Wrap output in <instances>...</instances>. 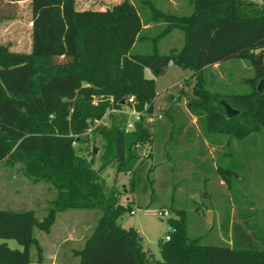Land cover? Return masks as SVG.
I'll return each instance as SVG.
<instances>
[{"label":"trees","instance_id":"1","mask_svg":"<svg viewBox=\"0 0 264 264\" xmlns=\"http://www.w3.org/2000/svg\"><path fill=\"white\" fill-rule=\"evenodd\" d=\"M5 1L27 0H0V22L12 18L1 13ZM28 1L30 53L12 52L0 43V167L20 164L30 179L51 182L57 195L41 220L34 210L0 209V239L16 240L22 247L0 244V264H32L33 247L38 251L36 264H43L35 230L49 234L58 214L68 209L102 212L83 249L76 252L79 264H264V230L251 224L253 205L243 211L232 193V231L238 230L239 240L233 234L231 246L205 244L202 237L189 235L184 218H174L169 220L174 228L170 239L159 241L162 259L157 260L144 249L136 229L119 225L118 220L133 211V202L120 203L118 190H107L103 177L109 166H116L130 174L133 191L146 174L156 171L164 175L162 184H173L174 174L185 171L177 164L179 148H173L174 157L159 159L157 142L160 135L168 141L178 131L177 141L186 139L188 152L195 156L182 159L196 167L188 197L197 192V185H207L212 171L231 189L237 172L225 144L264 132V89L258 91L264 57L255 54L264 49V6L249 0H190L192 13L181 16L150 3L144 16L130 1L107 10L84 11L76 8V0ZM161 25L165 27L155 35L153 50L134 53L139 42L149 39L147 33ZM177 30L183 34V47L160 53V40ZM231 60L251 64L253 76L245 80L250 90L212 92L204 78L206 69ZM170 65L193 72L197 79L193 96L184 98L181 84L166 94L157 91L156 79ZM130 98L137 101L138 110L147 107L148 113L156 112L162 119L148 124L143 117L127 131L129 116L117 111L124 110ZM186 103L191 111L184 110ZM226 104L238 115L229 118ZM190 114L197 117L199 130L193 128L184 138L177 122ZM106 116L109 124H101ZM98 138L103 153L96 170L91 143ZM154 159L157 164L151 167ZM171 160L177 169L169 168L166 162ZM237 212L242 226L236 225Z\"/></svg>","mask_w":264,"mask_h":264},{"label":"rangeland","instance_id":"2","mask_svg":"<svg viewBox=\"0 0 264 264\" xmlns=\"http://www.w3.org/2000/svg\"><path fill=\"white\" fill-rule=\"evenodd\" d=\"M123 1L137 3L144 16L150 11V3L172 14L182 16L192 13L190 0H76V8L80 11L107 10ZM249 1L264 6V0ZM1 13L12 18L0 22V43L7 46L12 52L30 53L32 28L30 1L18 3L5 1L2 3ZM164 27L165 25H161V28L160 26L154 27L155 30L147 33L149 39L139 42L133 48V52L152 51L153 39ZM183 43V34L177 30L160 40L158 49L160 53L165 54L173 49L180 50ZM255 54L264 55V49L255 51ZM192 75L193 72L190 70L170 65L168 71L156 79L157 91L166 94L168 89L181 84L185 92L184 98L193 96L197 79L192 78ZM252 76L251 64L243 60H231L222 65H215L206 69L204 73L207 87L212 92L236 94L246 93L250 90L251 86L245 80ZM168 104V101L165 100L164 105ZM191 109L190 105L186 103L184 110L188 112ZM180 121L185 122L183 118ZM180 121L177 122V127L181 124ZM101 124L108 125L109 117L106 116ZM213 136L214 139H218V135ZM178 138V131L174 134V138L168 141L164 140L162 135L158 137L157 145L161 148L159 159H166V155L174 157L173 148H179V151L182 152L176 155L181 160L195 157L194 152H188L186 139L177 141ZM229 142L231 145L225 144L226 150L232 155L229 158L237 172L233 186L231 189L228 188V185L221 186L222 178L212 171L207 185L202 182L196 186L198 192L194 198H189L187 194L192 173L187 169L182 174L174 172L173 184H162L160 177L164 175L158 171L155 174L151 173L149 177L146 174L135 191L129 185L130 174L117 171L116 166H109L103 172L106 189L118 190L119 201L124 205L133 202L132 210L135 213H125L118 220L119 225L125 229H136L143 237L144 249L150 251L157 260L162 259L159 241L166 239L174 230L173 226L169 224V220L174 218H184L189 235L202 237L205 244L231 246L233 234L236 236L235 239L239 240L238 230L232 231L233 219L230 216V209L235 205L233 197L238 201L237 206L243 211H250L249 207L253 205L251 224L258 225L264 230V132L253 135L246 141L232 140ZM91 144L97 149L94 163V168L97 170L101 166L102 143L98 138L95 144L94 142ZM215 156L218 155L213 157ZM166 163H169V168L175 166L172 160ZM150 164L151 167L156 165L157 160L150 161ZM177 168L175 166V169ZM230 191L234 194L233 197L229 196ZM56 195V188L51 182L30 179L20 164L14 167H0L1 210H34L38 219L41 220L46 215L51 202L56 199ZM155 210H166L170 216L160 218L150 214ZM179 212H182L183 215L179 216ZM101 215L102 212L98 209H68L58 214L49 234L35 230V237L43 250V264H79L80 257L76 255V252L83 249L85 241L93 233ZM235 217L236 225L242 226V216H239L237 212ZM2 243H7L11 249L22 250L16 240L0 239V244ZM261 247L264 248V245ZM31 256L32 264H36L38 259L36 247L32 248Z\"/></svg>","mask_w":264,"mask_h":264},{"label":"built area","instance_id":"3","mask_svg":"<svg viewBox=\"0 0 264 264\" xmlns=\"http://www.w3.org/2000/svg\"><path fill=\"white\" fill-rule=\"evenodd\" d=\"M147 73L151 75L150 70H147ZM137 104L138 103L134 98H130L128 101L127 107L122 111H117L118 113H124V114H127L129 116V119H128V122L126 125L127 131L134 130L136 123L141 122L143 117L146 118V122L148 124H153L157 120L162 119V115H157L156 112L153 114L148 113L147 107L143 111L138 110ZM112 112H116V111L113 110ZM131 213L134 214L135 212L132 211ZM150 214H153V215L158 216L160 218L170 216L169 212L166 210H155V211H152ZM166 239L169 240L170 238L166 237Z\"/></svg>","mask_w":264,"mask_h":264},{"label":"crops","instance_id":"4","mask_svg":"<svg viewBox=\"0 0 264 264\" xmlns=\"http://www.w3.org/2000/svg\"><path fill=\"white\" fill-rule=\"evenodd\" d=\"M184 121L185 122L180 121L181 124L179 125L178 130L180 132H182V135L181 136H183L184 138H186L189 135L190 131L193 128H196L197 127L196 126L197 125V117L190 114L189 116H185ZM186 122L188 123V125H184V123H186ZM196 129H197V131L199 130V128H196ZM178 153H182V152L179 151ZM209 153H210V155H212L213 154V149L210 148L209 149ZM178 158H179V161H177V164H179L178 165L179 169H183V170L187 169L189 171H194L196 169V167L195 166H192V164L189 163L188 161L187 162H185V161L183 162V160H181L180 157H178ZM204 160H205V158H204ZM220 185L221 186H225L227 184L222 180V182L220 183ZM197 192L195 194L191 195L189 198L196 197ZM229 196H231V191H230V195ZM209 197H211V196H209Z\"/></svg>","mask_w":264,"mask_h":264},{"label":"water","instance_id":"5","mask_svg":"<svg viewBox=\"0 0 264 264\" xmlns=\"http://www.w3.org/2000/svg\"><path fill=\"white\" fill-rule=\"evenodd\" d=\"M261 57H264V55H262ZM264 89V79L261 80L258 84V91H262ZM226 113L228 115L229 118L235 117L236 115H238V111L234 110L231 106L226 104ZM94 153L97 154V149L94 148Z\"/></svg>","mask_w":264,"mask_h":264}]
</instances>
